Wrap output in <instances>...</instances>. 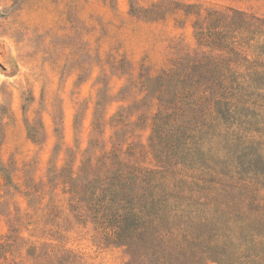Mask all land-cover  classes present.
Returning <instances> with one entry per match:
<instances>
[{
    "label": "rangeland",
    "instance_id": "rangeland-1",
    "mask_svg": "<svg viewBox=\"0 0 264 264\" xmlns=\"http://www.w3.org/2000/svg\"><path fill=\"white\" fill-rule=\"evenodd\" d=\"M231 10L264 22V0H0V264H47L49 247L70 264H129L52 178L81 179L90 157L102 170L116 144L134 151L123 160L157 169L148 138L159 104L143 85L210 53L195 23Z\"/></svg>",
    "mask_w": 264,
    "mask_h": 264
},
{
    "label": "trees",
    "instance_id": "trees-1",
    "mask_svg": "<svg viewBox=\"0 0 264 264\" xmlns=\"http://www.w3.org/2000/svg\"><path fill=\"white\" fill-rule=\"evenodd\" d=\"M253 20L207 12L195 37L211 52L184 55L143 85L159 104L148 138L157 169L123 160L134 151L116 144L102 170L90 157L81 179L53 176L77 219L129 264H264V22ZM49 248L47 264H70Z\"/></svg>",
    "mask_w": 264,
    "mask_h": 264
}]
</instances>
